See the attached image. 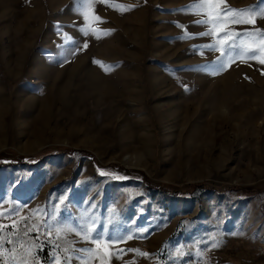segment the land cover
I'll return each mask as SVG.
<instances>
[{
  "label": "rangeland",
  "instance_id": "obj_1",
  "mask_svg": "<svg viewBox=\"0 0 264 264\" xmlns=\"http://www.w3.org/2000/svg\"><path fill=\"white\" fill-rule=\"evenodd\" d=\"M197 3L0 0V164L28 159L0 169L5 264H84L93 222L110 264H264V57L212 47Z\"/></svg>",
  "mask_w": 264,
  "mask_h": 264
},
{
  "label": "snow or ice",
  "instance_id": "obj_2",
  "mask_svg": "<svg viewBox=\"0 0 264 264\" xmlns=\"http://www.w3.org/2000/svg\"><path fill=\"white\" fill-rule=\"evenodd\" d=\"M264 3V0H262ZM117 9H124L123 5H113ZM189 8H197L199 11L196 13L198 15H204L207 18L203 20H198L196 23L208 26V31L201 33L200 35H216L217 30L223 31L224 36L223 39L218 40L217 45H213L214 48H220V46L224 44H228V48L231 52L235 54V56H239L240 58H244L245 56H249L252 59H257L258 56L264 57V32L253 33V32H245V33H236L231 31H226V26L228 24H254L256 15L264 16V9H233L226 5L224 0H198V3L195 5H189ZM218 9V11H217ZM85 20L88 21L87 13L85 12ZM95 21L103 23L100 17L96 16ZM89 33L95 34L97 38H100L101 30L95 28H86L85 35ZM104 34H108L107 31ZM246 36L249 40H239L237 42L234 37ZM259 36V47L253 48L252 37ZM251 41V43H250ZM230 42V43H229ZM87 47V45H85ZM222 50V49H221ZM223 54V52H222ZM234 56L228 57V63L230 64ZM97 63H100L97 61ZM259 63L264 64V58L259 59ZM110 67V66H109ZM225 65H221L222 69ZM105 70H108L107 68ZM13 228L16 225H12ZM35 228V226H34ZM69 232L76 231L73 228L67 229ZM81 235L82 239L86 242L90 243L94 247H89L87 249H80L81 253H86V259L84 260V264H93L94 259H99L100 264H110V258L112 255V246L116 243L123 242L125 240L124 237H115L110 236L107 233L99 231V225H96L93 222L92 225L87 226V228H82L78 233ZM131 237H128L130 239ZM36 245L28 242V246L24 247L21 245L22 251L19 254V258L15 255V250H11L13 255L11 256V264H37L35 257L33 255L34 248ZM55 247H58L55 246ZM3 249L0 248V253H2ZM142 255H147L141 253ZM70 259V258H67ZM0 264H5L3 260V256L0 255ZM54 264H65L59 260V254H57L54 258Z\"/></svg>",
  "mask_w": 264,
  "mask_h": 264
},
{
  "label": "trees",
  "instance_id": "obj_3",
  "mask_svg": "<svg viewBox=\"0 0 264 264\" xmlns=\"http://www.w3.org/2000/svg\"><path fill=\"white\" fill-rule=\"evenodd\" d=\"M28 162V159H24V160H16L15 162L12 163H8V164H0V169L4 168V167H16V166H20V165H27L26 163ZM197 187H202L201 185L197 186ZM194 189V187L192 188ZM163 192H165L164 190H161Z\"/></svg>",
  "mask_w": 264,
  "mask_h": 264
}]
</instances>
